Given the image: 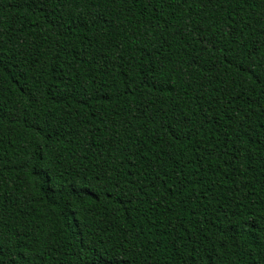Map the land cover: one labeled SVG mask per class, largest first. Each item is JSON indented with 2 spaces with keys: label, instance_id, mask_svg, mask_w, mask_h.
<instances>
[{
  "label": "trees",
  "instance_id": "obj_1",
  "mask_svg": "<svg viewBox=\"0 0 264 264\" xmlns=\"http://www.w3.org/2000/svg\"><path fill=\"white\" fill-rule=\"evenodd\" d=\"M0 264H264V0H0Z\"/></svg>",
  "mask_w": 264,
  "mask_h": 264
}]
</instances>
